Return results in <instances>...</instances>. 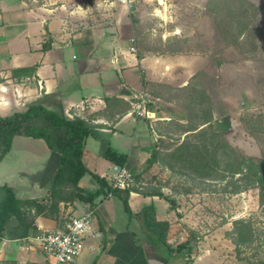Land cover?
<instances>
[{
	"label": "crops",
	"instance_id": "crops-1",
	"mask_svg": "<svg viewBox=\"0 0 264 264\" xmlns=\"http://www.w3.org/2000/svg\"><path fill=\"white\" fill-rule=\"evenodd\" d=\"M145 1L151 0L133 5ZM131 39L128 8L114 0H0V116L37 103L70 119L87 120L91 131L82 156L87 173L78 182L83 190L98 188L92 174L108 182V175L119 166L103 157L107 146L127 155L124 166L134 176L149 173L152 167L145 170L146 160L163 138L153 126L180 115L174 99L154 90L183 88L196 72L188 56L143 53L138 61L130 51ZM141 94L151 103L147 110L152 119L136 115L135 99ZM55 159L43 140L16 135L0 160V185L13 188L17 198L45 202ZM153 189L163 193L160 188H146ZM147 194L129 193L130 212L116 194L96 198L92 208L98 237L87 243L74 264H244L224 234L231 230L228 223L197 237L189 256L171 254L145 227L143 208L151 205L155 221L169 224L170 248L189 239L190 232L180 228L178 208L164 197ZM89 207L78 201L61 202L55 217L38 215L35 234L3 239L0 264H45L33 236L57 228L64 216L82 214Z\"/></svg>",
	"mask_w": 264,
	"mask_h": 264
},
{
	"label": "rangeland",
	"instance_id": "rangeland-1",
	"mask_svg": "<svg viewBox=\"0 0 264 264\" xmlns=\"http://www.w3.org/2000/svg\"><path fill=\"white\" fill-rule=\"evenodd\" d=\"M128 14L136 19V54L188 56L196 71L189 87L154 90L174 99L181 116L155 123L163 135L154 144L158 161L137 178L174 200L180 228L194 242L223 223L231 241L233 221H248L253 236L239 248V261L264 264L256 185L264 169V0H151ZM201 110L211 112V130L186 132L205 126Z\"/></svg>",
	"mask_w": 264,
	"mask_h": 264
},
{
	"label": "trees",
	"instance_id": "trees-1",
	"mask_svg": "<svg viewBox=\"0 0 264 264\" xmlns=\"http://www.w3.org/2000/svg\"><path fill=\"white\" fill-rule=\"evenodd\" d=\"M130 20L132 25L136 21L131 14ZM136 58L140 61L142 55L136 54ZM195 75L190 78L189 83L183 88L191 85V80L195 79ZM140 78L141 83L145 85V76L141 71ZM105 99L106 102L112 100L111 98ZM135 100L138 101L137 98ZM150 105L151 103H148L147 107L150 108ZM201 112L204 117L200 126H205L199 130V127H191L186 132L197 130L198 133L205 127L211 130V121L213 120L211 112L204 110H201ZM90 131L91 125L87 120L79 117L70 119L48 110L43 105L37 103L29 104L23 111H15L5 117L0 116V160L10 150L12 139L16 135L43 140L48 149L56 156L55 170L50 178L45 202L43 200L17 198L13 188L7 184L0 185V244L3 239H23L35 234V218L38 215L55 217L58 214V206L61 202L72 203L78 201L84 204L88 203L90 208H92L96 198L106 193H113L121 199L125 211L130 212L127 204L129 193L139 192L142 194L148 193L150 196L164 197L171 204L172 208L175 207L174 200L164 196L159 189L151 191L137 188L120 190L112 188L103 177L94 174L91 177L97 183L98 188L94 191L81 189L78 186V182L87 173V169L82 161L83 148L85 139L90 134ZM203 133L205 131H202L200 134ZM158 155L157 148L153 147L146 160L145 170L150 169L158 161ZM103 157L109 162L120 166H124L127 162L126 154L117 152L109 146L104 150ZM138 176L140 175L135 176V178ZM256 185L259 189V202L263 204V168H260V171L256 173ZM142 214L144 216L143 223L147 230L155 234L158 241L171 254L184 252L189 256L192 253V244L195 242L194 237L190 233L189 239L177 244L175 248H170L166 242L169 224L167 222L155 221L154 208L151 205L144 207ZM233 227L235 238L231 239V242L235 246L236 256L240 260L239 248L252 239L253 230L250 223L243 219L234 220Z\"/></svg>",
	"mask_w": 264,
	"mask_h": 264
},
{
	"label": "built area",
	"instance_id": "built-area-1",
	"mask_svg": "<svg viewBox=\"0 0 264 264\" xmlns=\"http://www.w3.org/2000/svg\"><path fill=\"white\" fill-rule=\"evenodd\" d=\"M114 1L128 8L142 0ZM133 42L132 38L131 43ZM130 51L135 53L134 45L131 46ZM148 103L149 99L145 94L138 97L135 106L138 118L152 119V115L147 110ZM108 182L112 188L120 190L142 189L145 186L141 179H136L125 166L120 165L108 175ZM97 237V228L94 227V210L89 207L82 214L64 216L60 219L57 228L38 233L32 239L46 259L45 264H74L87 243Z\"/></svg>",
	"mask_w": 264,
	"mask_h": 264
}]
</instances>
